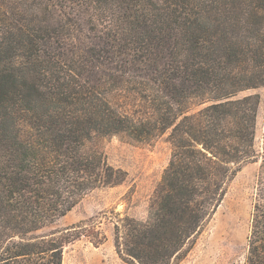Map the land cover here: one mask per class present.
Returning a JSON list of instances; mask_svg holds the SVG:
<instances>
[{
  "label": "trees",
  "instance_id": "1",
  "mask_svg": "<svg viewBox=\"0 0 264 264\" xmlns=\"http://www.w3.org/2000/svg\"><path fill=\"white\" fill-rule=\"evenodd\" d=\"M70 17L85 42L64 33ZM260 87L264 0H0V264H62L84 224L35 232L127 177L93 141L166 130L170 157L147 218L114 223L118 255L177 264L236 172L260 159L245 264H264L260 95H239ZM113 90L139 108L112 105ZM98 230L96 246L106 240Z\"/></svg>",
  "mask_w": 264,
  "mask_h": 264
},
{
  "label": "rangeland",
  "instance_id": "2",
  "mask_svg": "<svg viewBox=\"0 0 264 264\" xmlns=\"http://www.w3.org/2000/svg\"><path fill=\"white\" fill-rule=\"evenodd\" d=\"M58 18V11L47 13ZM74 17L67 19L64 33L72 40H87L84 32L74 25ZM66 21V22H67ZM90 37L92 34L89 32ZM70 37V36H69ZM91 39V38H88ZM258 93L260 102L255 122V149L262 151L264 132V87L240 93ZM112 105L131 111L139 108L136 96L124 90H113L107 95ZM169 130L146 141H133L126 135L112 134L96 138L92 144L99 147L107 161L127 172L124 182L115 186L96 188L88 192L70 211L53 223L35 232L45 234L70 225H83L85 235L63 248L62 264H129L116 252L114 223L124 215L145 220L148 205L156 184L168 163L171 144ZM260 159L244 163L229 182L226 193L209 222L197 234L186 255L177 264H245L252 204L256 191ZM106 235L100 245L90 239Z\"/></svg>",
  "mask_w": 264,
  "mask_h": 264
}]
</instances>
